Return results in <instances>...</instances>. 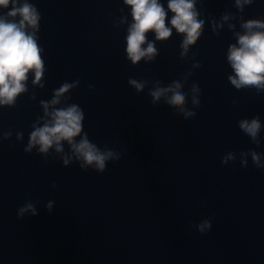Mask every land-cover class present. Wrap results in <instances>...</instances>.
Wrapping results in <instances>:
<instances>
[{
    "label": "clouds",
    "instance_id": "clouds-1",
    "mask_svg": "<svg viewBox=\"0 0 264 264\" xmlns=\"http://www.w3.org/2000/svg\"><path fill=\"white\" fill-rule=\"evenodd\" d=\"M254 0H234V6L239 13H243L245 6L253 4ZM197 0H167V7L161 0H123V5L130 9L131 22L127 16H121L119 23L127 24L125 36L126 59L133 66L141 61L150 63L159 55L157 42H167L176 34L182 37L179 45L180 59L188 56L190 46H193L203 35L205 20L201 19V12L196 7ZM0 107H15L17 99L28 92V80L31 74L32 85L43 89L45 87L44 76L46 72L43 58L44 49L39 44L38 33L40 31L41 14L35 4L30 0H0ZM121 13L123 9L120 10ZM169 12L172 14L169 19ZM232 13H225L221 21L227 22ZM212 32L219 34L217 29L223 27V23L214 18L210 21ZM235 25L229 24L228 28L236 38L235 43L228 45L226 59L232 69L228 81L236 90L255 89L256 93L264 92V19L251 18L244 20L240 17L242 32L235 31ZM154 35V40H149V34ZM199 63L193 64V68H199ZM188 72L178 80H173L166 86H162L160 80L149 81L129 78L128 84L136 93H142L149 83L153 87L148 89L151 103L157 105L162 99L166 105L174 109L175 114L184 121L196 116L200 106L201 88L193 83L188 92L184 91ZM79 80L61 84L53 90L50 100H41L40 107L43 114L31 125L28 142L24 152L31 154L33 149L45 158L58 155L65 167L78 163L81 170L92 169L97 173H103L109 162L121 159V153L112 149H101L93 143L84 131L83 122L85 114L76 103H69V94L78 87ZM91 88L92 85H89ZM189 97L192 107H188ZM36 99L33 94L30 97ZM64 98L66 101L61 104ZM235 103V101L233 102ZM239 129L247 135L257 147L260 145V133L262 122L260 117L242 118L238 122ZM12 132L3 134V139H9ZM17 141L23 140V133H16ZM65 143L68 150L65 151ZM52 150V152H50ZM56 154V155H54ZM257 168L264 170V153L249 148L241 150L239 161L242 167H247L248 158ZM237 154L234 151L227 152L221 163L227 165L235 161ZM53 187H56L54 184ZM54 201H48L46 209L51 213ZM26 213L32 216L38 215L34 203L26 202L17 210L18 218H23ZM212 227L210 219L205 218L196 224L197 230L207 233Z\"/></svg>",
    "mask_w": 264,
    "mask_h": 264
},
{
    "label": "water",
    "instance_id": "water-1",
    "mask_svg": "<svg viewBox=\"0 0 264 264\" xmlns=\"http://www.w3.org/2000/svg\"><path fill=\"white\" fill-rule=\"evenodd\" d=\"M255 18L264 19V0H254ZM260 118L264 125V92L259 93ZM264 144V127H262Z\"/></svg>",
    "mask_w": 264,
    "mask_h": 264
}]
</instances>
